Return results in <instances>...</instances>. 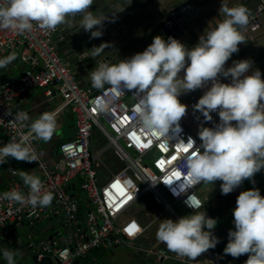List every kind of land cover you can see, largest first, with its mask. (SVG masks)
Returning a JSON list of instances; mask_svg holds the SVG:
<instances>
[{
    "label": "clouds",
    "instance_id": "obj_1",
    "mask_svg": "<svg viewBox=\"0 0 264 264\" xmlns=\"http://www.w3.org/2000/svg\"><path fill=\"white\" fill-rule=\"evenodd\" d=\"M93 3L94 0H6L0 6V29L24 34L33 29V22L42 30L78 25L90 33V39L100 38L105 22H111L117 11L123 10V0H116L109 7L112 17L92 11ZM250 16L246 5L220 0L219 18L209 23L195 47L189 49L173 37L165 40L156 36L143 52L116 63L99 61L97 68L89 73L92 88L100 90L108 86L106 91L111 98L98 101L100 111L107 110L126 91L135 90L134 94L140 98L134 107L137 122L144 133L157 139L168 140L170 129L180 130L178 122L186 106L179 102L178 96L207 88L193 107L206 121L212 120L211 112H217L219 123L212 128H200L199 147L194 148L191 137L186 143L179 141L188 152L182 191L202 182L219 180L221 194L227 195L264 168V78L260 70L248 74L252 67L248 59L234 60L231 66H225L239 52V46L247 42L245 32ZM109 46L107 43L94 46L81 59L100 56ZM15 59V54L0 58V69ZM182 71L184 74L180 76ZM221 78L230 82L223 83ZM30 119L28 113H19L22 123ZM29 128L36 138L51 140L58 128L57 113H41ZM27 139L22 136L19 141L0 146V165L9 158L37 162L26 146ZM20 176L28 188L27 195L9 191L0 195V199L27 204L33 209L52 203L53 194L42 192L41 180L34 172L22 171ZM185 204L193 213L175 221L162 220L155 239L162 247L194 261L219 242L211 232L217 221L198 211L204 205L195 194L189 195ZM233 217L234 230L228 233L224 254L233 258L248 254L245 264H264V196L259 189L238 195ZM0 259L6 264H16L15 253L8 249H0Z\"/></svg>",
    "mask_w": 264,
    "mask_h": 264
},
{
    "label": "built area",
    "instance_id": "obj_2",
    "mask_svg": "<svg viewBox=\"0 0 264 264\" xmlns=\"http://www.w3.org/2000/svg\"><path fill=\"white\" fill-rule=\"evenodd\" d=\"M5 3L6 0H0V6ZM57 33L58 27L42 30L35 22L33 29L24 34L0 29V58L19 50L23 62L34 66L41 64V69L30 68L14 85L0 80V127L6 130L9 142L19 141L22 136L28 137L26 146L37 157L42 172V192L52 193L54 199L64 205L72 220L77 217L79 208L76 197L67 188L74 179H82L88 201L87 231L78 229V241L74 245L67 242L66 246L53 250L52 254L60 260L56 264H76L93 249L108 250L120 245L138 249L159 263L224 264L225 254L221 249L210 248L193 261L167 247L150 248L139 243L142 241L140 237L155 223L165 219L175 221L193 213L194 210L187 207L185 201L192 194L200 199L197 186L203 182L181 190L182 177L187 173L185 157L188 152L179 141L186 143L191 137L195 141L194 148L199 147L201 141L182 119L178 122L180 130L170 129L168 140L144 133L134 112L140 99L134 94L135 90L126 91L107 110L100 111L98 101L111 98L106 91L108 86L100 90H86L80 85L70 64L53 45ZM37 88L43 89L50 100L61 97L76 116V136L62 143V156L54 168L48 167L40 155L36 145L38 138L30 134L26 121L22 123L19 120V113L25 111L18 107L17 102ZM96 131L103 136L104 151L113 150L119 166L117 170L113 171L101 161V153L95 156L91 144ZM102 166L110 171L111 176L107 180L99 177L97 167ZM12 175L16 176L17 170H12ZM9 191L27 195L28 188L14 177L7 190L0 186V195ZM148 195L157 205V215L150 207H145L135 211L136 218L126 217L138 201ZM44 210V207L33 209L27 204L0 199V242L12 227L24 220L33 221L42 217Z\"/></svg>",
    "mask_w": 264,
    "mask_h": 264
},
{
    "label": "water",
    "instance_id": "obj_3",
    "mask_svg": "<svg viewBox=\"0 0 264 264\" xmlns=\"http://www.w3.org/2000/svg\"><path fill=\"white\" fill-rule=\"evenodd\" d=\"M115 3L116 0H94L90 8L94 12L102 11L112 17L109 7ZM233 3L246 5L251 16L245 32L247 42L239 46V52L233 54L225 66H231L234 60L248 59L252 62L248 74L260 70L264 78V0H233ZM219 7L220 0H131V3L123 0V10L117 11L111 22H105L102 37L90 39V33L85 32L78 25L74 27L60 25L53 44L69 62L80 85L86 90H97L91 87L88 77L89 73L97 68L99 61L116 63L128 59L136 53L143 52L156 36H161L165 40L173 37L191 49L197 45L199 37L209 23L214 22V18H219ZM77 19H79V14ZM102 43L110 46L105 48L100 56L81 59L85 51L94 46L98 47ZM183 74L182 71L179 75L183 76ZM221 82L229 83L230 79L221 78ZM206 90L207 88L182 93L178 96V100L184 105L188 104L200 116L204 127L212 128L219 123L218 113L211 112L212 120L206 121L203 114L193 107ZM33 94H38V92ZM54 102L56 99L50 100V108H46V111L40 110L36 119H39L41 113L52 112L54 107H58L52 104ZM65 118L68 119L67 116ZM76 130L75 127L74 131ZM58 141V139H51L46 145L42 140L40 147L45 151L51 149L54 152ZM27 163L31 169H36V163ZM5 172H9L8 167L5 168ZM247 181L250 187L245 188L241 184L237 187L239 194L256 188L259 189L261 196H264V168ZM236 201L237 197L235 204ZM201 211L208 214L209 209L207 207ZM80 219L81 217H78L76 221ZM33 221L35 222L31 224ZM33 221L20 222L9 230L5 238L1 239L0 249L14 252L16 264L59 263V258L52 254L54 248L65 246L67 236H70L71 242L75 243L77 228H82L81 224L77 225V228L70 226L73 220L64 214V209L58 202L52 216L46 219L40 217ZM230 230L232 229L225 222L219 223L211 230L213 236L219 240L215 248L228 242ZM86 231L87 228L83 227V232ZM94 252L95 250H92L83 259L77 260V264H83L85 261L87 264H117L116 262L109 263L107 257L89 259ZM225 257L228 261H234V264H245L248 254L241 255L239 258H233L230 255H225ZM0 264H6V261L0 259Z\"/></svg>",
    "mask_w": 264,
    "mask_h": 264
},
{
    "label": "crops",
    "instance_id": "obj_4",
    "mask_svg": "<svg viewBox=\"0 0 264 264\" xmlns=\"http://www.w3.org/2000/svg\"><path fill=\"white\" fill-rule=\"evenodd\" d=\"M10 54H15L16 59L13 60L12 63L8 67L0 69V80L5 82V83H9V84L14 85L18 81L21 80V78L24 76L25 72L27 70H29L30 68H33L35 70L41 69L40 63H39L40 64L39 66L38 65L34 66L32 64H28V63L23 62L22 57H21V52L19 50L7 53L2 58L7 57ZM35 92H38V94H32V95L28 94L25 99L17 102L18 107L22 108L25 111V113H28L30 118H31L29 121H26V124L28 126L30 125V123L32 121L36 120V115L40 110L46 111V108H50V105H49L50 98L44 92L36 90L33 93H35ZM40 93H42V94H40ZM43 98H45V99H43ZM52 104H55L58 106V107H54L53 111L51 112V113H57V119H58V128H57L56 133L53 135L52 139L53 140H56V139L59 140L58 141V142H60L59 147L57 149V146H56V150L54 152L51 149H49L48 151H45L40 147V143L42 140H40L38 142V147L40 149V152H41L42 156L44 157V159L46 160L47 165L50 168H54L55 163L61 158V153H60L61 143L64 141L70 140L76 136V132L74 131V128L76 127L75 126L76 125V118H75L76 116H74V113L66 106L64 100L61 97H57L56 102H54ZM185 106H186V112H185L184 116L181 117V119L185 123H187V126L191 130H193L195 133H198L200 128L204 127V123H203L202 119L200 118V116L188 104H185ZM65 116H67L68 119L65 118ZM5 140H7V134L3 129H0V146L5 145ZM93 140H94V135H93ZM7 142H8V140H7ZM47 142L48 141H45L44 143L47 145ZM58 142H57V144H58ZM102 142H103V140L101 139V143ZM57 150L59 152H57ZM6 167H8L9 172H5ZM12 169H15L18 171V179L19 180H22V178L20 176V173L22 171H26V172H30V173L34 172L39 178H41V176H42L41 171L38 169V167H36V169H31L27 162L17 161L15 159L9 158L7 163L0 165V186L2 187L3 190H7L8 186H9V181L11 179V170ZM218 183H219V180L214 181L212 183H205V185L207 186V189L210 190L209 196H204V199L206 200V202L208 201L210 203L212 188L213 187L217 188ZM76 189H77V183L74 180L70 183L69 190L71 193L74 192V193H72V195L75 196L76 199L78 200V194L75 193L76 191H74ZM81 190H82V188H81ZM201 194H202V196L204 195L203 192H201ZM83 199H84V203H87L85 214L81 211V207H79V200H78L79 210H78V215L75 219H77L78 217H81V219H80V221H76L77 222L76 224H75V222L71 223L70 226L72 228L79 225L80 223L83 226L86 225V222H87V214H86L87 212L86 211L88 210V201H87V198L85 197V193L83 195ZM147 203L148 202H142V201L139 202L136 205V207L133 209V211H137L138 209H144L145 207H147L146 206ZM56 206H57V204L53 200L49 206L44 207L45 210H44L42 217L46 219V218L52 216L53 210L55 209ZM137 207H139V208H137ZM209 211L211 212V213H209L211 215H213L215 213L220 214V213H217L215 211H211L210 207H209ZM64 213H65V211H64ZM135 214H136V212H135ZM75 236H76V234H75ZM155 238H156V232L153 233L152 235L150 234L149 236H147L145 239H143L139 243H141V245H143V246L156 247L158 244H160V242H158V241L156 242L154 240ZM66 239H67L68 243H71L73 245L75 244V243L71 242L70 236H67ZM76 241H78V238L76 239ZM136 244L139 245L138 243H136ZM136 251L140 252V251H138V249H136ZM94 253L89 257V259L99 258L98 255H94ZM140 253H142V252H140ZM142 254L146 257V259L153 260L155 263H157L153 258L147 257L145 253H142ZM107 258H108L109 263L116 262L117 264H121L119 259L114 254H108ZM168 264H175V263L168 262Z\"/></svg>",
    "mask_w": 264,
    "mask_h": 264
},
{
    "label": "rangeland",
    "instance_id": "obj_5",
    "mask_svg": "<svg viewBox=\"0 0 264 264\" xmlns=\"http://www.w3.org/2000/svg\"><path fill=\"white\" fill-rule=\"evenodd\" d=\"M75 116V114H74ZM76 118V117H75ZM76 126V125H75ZM68 139V138H67ZM101 139H103V136L99 132H94V140L92 142V150L94 151L95 156L101 153V161L105 162L109 168H111L113 171L117 170V159L113 155V150H109L108 152L104 151L101 143ZM97 171L99 173L100 179H107L109 177L110 171L108 170L107 167L102 166V167H97ZM77 183V189L74 190L76 191L75 193L78 194V200H79V207H81V211L85 214L86 210V204L84 203L83 195L84 191L81 190L82 186V179L78 178L75 180ZM243 187L249 188V181L245 179L243 181ZM200 192H203L204 196H209L210 190L207 189V186L204 184L201 186ZM74 193V192H72ZM210 203L207 201L206 202V207L209 206ZM139 208V207H137ZM179 211H181L180 207H177ZM235 207L229 208L225 211V213H220V214H213V218L217 221L216 226L221 223L225 222L232 230H234V217H233V209ZM182 212V211H181ZM211 213V212H210ZM159 223H156L148 233V236L153 233H155L158 229ZM215 226V227H216ZM226 247L225 244L222 245L221 248H212V249H221L223 250ZM108 254H114L120 261L121 264H157L153 260L146 259V257L142 254L136 251L135 248L129 247L126 245H120L117 247H114L113 249H97L94 253V255H98L100 259L107 257ZM93 255V256H94ZM224 264H232L230 261L226 260V257L223 260ZM85 264V263H83ZM87 264V263H86Z\"/></svg>",
    "mask_w": 264,
    "mask_h": 264
},
{
    "label": "bare ground",
    "instance_id": "obj_6",
    "mask_svg": "<svg viewBox=\"0 0 264 264\" xmlns=\"http://www.w3.org/2000/svg\"><path fill=\"white\" fill-rule=\"evenodd\" d=\"M56 35H58V33L56 34ZM56 37V36H55ZM54 37V38H55ZM54 40V39H53ZM54 45V44H53ZM55 47V46H54ZM56 48V47H55ZM57 50V49H56ZM58 51V50H57ZM58 53L60 54V52L58 51ZM62 57H63V55L62 54H60ZM64 58V57H63ZM65 59V58H64ZM68 62V61H67ZM69 63V62H68ZM36 90H39V91H41L42 90V92H44L45 93V91L43 90V89H41V88H37V89H35L34 91H36ZM33 91V92H34ZM33 92L32 93H30L31 95L33 94ZM46 94V93H45ZM189 120V119H188ZM0 129H3L5 132H6V130L3 128V127H0ZM77 129V128H76ZM191 130V129H190ZM195 135H197V137L199 138V135H198V133H195L193 130H191ZM7 134V133H6ZM94 135V134H93ZM200 139V138H199ZM7 140H8V142H9V139H8V136H7ZM7 140H5V144L6 143H8L7 142ZM41 139H38V141L36 142V145H37V147H38V142L40 141ZM103 140V144H102V147L104 148V146H105V142H104V139H102ZM65 142V141H64ZM92 142H93V138H92ZM63 143V142H62ZM62 143H61V145H62ZM61 145H60V153H61ZM91 146H92V144H91ZM38 149H39V147H38ZM109 151V150H108ZM108 151H106V152H108ZM39 152H40V149H39ZM57 152H59L58 150H57ZM40 155L42 156V154H41V152H40ZM114 155V154H113ZM61 156H62V153H61ZM42 158H43V160L46 162V160L44 159V157L42 156ZM34 163H36V167H38V169L41 171V169L39 168V164L37 163V162H34ZM46 164H47V162H46ZM48 166V165H47ZM49 167V166H48ZM12 170H15V169H12ZM12 170H11V179H10V181L12 180V178H14L15 177V179H17V180H19L18 179V171H17V175L16 176H14V175H12ZM41 175H42V172H41ZM110 176H111V174H109V177L107 178V179H109L110 178ZM107 179H105V180H107ZM74 180H76V179H74ZM73 180V181H74ZM102 180H104V179H102ZM10 181H9V184H10ZM19 181H22V180H19ZM23 182V181H22ZM205 183H202L201 185H199V186H197V194H198V196L200 197V199L202 200V202H203V208L202 209H204V208H207L206 207V200L204 199V197L202 196V194H201V192H200V189H201V186L202 185H204ZM81 186H82V184H81ZM9 187V186H8ZM8 189V188H7ZM82 190H83V188H82ZM67 191L68 192H70V190H69V185H68V188H67ZM84 191V190H83ZM85 193V192H84ZM70 194L72 195V193L70 192ZM54 200V202L57 204V202H58V200L57 199H53ZM148 202L147 203V207H150V210L152 211V212H154V214L155 215H157V213H158V208H157V205L155 204V203H153V198H152V196L151 195H148L145 199H143V200H139L138 201V203L139 202ZM77 202H78V200H77ZM59 203V202H58ZM137 203V204H138ZM59 205L61 206V208H63L64 209V211H65V213L64 214H66L67 216H68V214H67V212H66V209H65V207H64V205L62 204V203H59ZM136 207V206H135ZM181 209V208H180ZM202 209H199L198 211H201ZM209 209V208H208ZM181 211H182V209H181ZM180 211V212H181ZM210 213V211L208 212V214H206L207 216H213V215H211V214H209ZM69 218H70V216H68ZM126 217H132V218H136L137 217V214H135V211H133L132 210V212H130ZM71 219V218H70ZM80 221V220H79ZM74 222H76V219L75 220H73L72 221V223H74ZM123 222H124V220H123ZM158 223V222H157ZM161 222H159V224H160ZM32 224V223H31ZM81 224V223H80ZM156 224V223H155ZM82 225V224H81ZM154 226V225H153ZM152 226V227H153ZM83 227H86V226H83L82 225V230H83ZM151 227V228H152ZM74 228H77V226H75ZM150 228V229H151ZM149 229V230H150ZM77 230H78V228H77ZM149 230L145 233V235L144 236H141L140 237V239L141 240H143V239H145L147 236H148V233H149ZM66 245H67V239H66ZM65 245V246H66ZM145 247H152V246H145ZM57 248V247H56ZM55 249V248H54ZM93 250H96V249H93ZM92 251V250H91ZM90 252V251H89ZM88 252V253H89ZM87 253V254H88ZM143 253V252H142ZM86 254V255H87ZM85 255V256H86ZM84 256V257H85ZM83 257V258H84ZM83 258H81V259H83ZM78 260H80V259H78ZM231 262V261H230ZM87 263V262H86ZM172 263H175V262H172ZM76 264H77V261H76ZM175 264H177V263H175Z\"/></svg>",
    "mask_w": 264,
    "mask_h": 264
},
{
    "label": "flooded vegetation",
    "instance_id": "obj_7",
    "mask_svg": "<svg viewBox=\"0 0 264 264\" xmlns=\"http://www.w3.org/2000/svg\"><path fill=\"white\" fill-rule=\"evenodd\" d=\"M60 142L57 144V149L59 147ZM222 182L219 181L217 188H212L211 191V197H210V210L215 211L217 213H225V211L229 208L236 207L235 200L236 197H238L239 192H237V188L227 194V195H222L221 190H220V184ZM243 184V182H242ZM157 242V240L155 239ZM158 244V243H157ZM162 243H160L161 245ZM83 263V262H82ZM86 264V261L84 262ZM232 264H234V261H231ZM162 264H168V262L162 263Z\"/></svg>",
    "mask_w": 264,
    "mask_h": 264
}]
</instances>
